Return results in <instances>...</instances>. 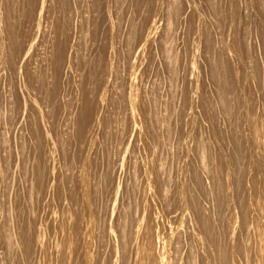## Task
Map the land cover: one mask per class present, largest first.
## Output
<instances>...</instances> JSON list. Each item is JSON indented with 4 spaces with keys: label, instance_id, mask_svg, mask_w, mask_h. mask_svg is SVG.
<instances>
[{
    "label": "rangeland",
    "instance_id": "obj_1",
    "mask_svg": "<svg viewBox=\"0 0 264 264\" xmlns=\"http://www.w3.org/2000/svg\"><path fill=\"white\" fill-rule=\"evenodd\" d=\"M0 264H264V0H0Z\"/></svg>",
    "mask_w": 264,
    "mask_h": 264
}]
</instances>
